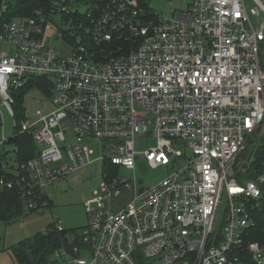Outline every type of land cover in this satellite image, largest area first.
<instances>
[{
  "label": "built area",
  "instance_id": "1",
  "mask_svg": "<svg viewBox=\"0 0 264 264\" xmlns=\"http://www.w3.org/2000/svg\"><path fill=\"white\" fill-rule=\"evenodd\" d=\"M31 76L53 81L19 123L38 154L18 165L12 152L0 186L42 212L47 185L101 170L87 224L54 218L67 240L54 263L264 264V237L250 239L264 173L236 168L264 126V0H189L167 18L138 0H54L0 25V111L15 116ZM139 137L155 144L137 151ZM142 157L173 170L151 185L120 176Z\"/></svg>",
  "mask_w": 264,
  "mask_h": 264
},
{
  "label": "rangeland",
  "instance_id": "2",
  "mask_svg": "<svg viewBox=\"0 0 264 264\" xmlns=\"http://www.w3.org/2000/svg\"><path fill=\"white\" fill-rule=\"evenodd\" d=\"M188 1L189 0H151L150 7L167 18L171 16L174 10L184 8ZM52 18L57 25L62 26L60 14L53 15ZM41 98L42 93L37 88H31L24 94L23 104L29 117L33 118L38 109H43V104L40 102ZM43 100L44 103H49V99L45 98ZM17 124L16 116H13L9 110L3 106L0 111V137L3 136V139L12 137L17 130ZM263 136L264 126L262 130L254 135L248 146L250 145L251 148L255 145H259ZM2 143L3 142H0V151L8 152L10 158L14 146L6 144L3 147ZM154 144V138L142 139L139 137L136 143V149L137 151H143ZM247 148L245 151H247ZM179 149L184 153L186 152V148L183 146ZM245 151L236 164L237 169H240L249 159L244 155ZM172 170L173 168L171 166L153 168L148 160L142 157L137 160L134 170L120 167L119 174L126 179H132L135 175L137 178L141 179L144 184L151 185L165 178ZM100 173L101 170L98 165H90L69 173L52 184L47 185L44 191L53 201L52 205L42 212L26 213L15 221L5 222L0 220V247L4 244L10 247L37 232H48L55 217H59L64 227L68 229H80L84 227L88 222L85 202L93 195L94 190L98 188L101 181Z\"/></svg>",
  "mask_w": 264,
  "mask_h": 264
},
{
  "label": "trees",
  "instance_id": "3",
  "mask_svg": "<svg viewBox=\"0 0 264 264\" xmlns=\"http://www.w3.org/2000/svg\"><path fill=\"white\" fill-rule=\"evenodd\" d=\"M138 1L142 7L147 9L151 8V0ZM53 2L54 0H0V25L14 18L30 17L36 9H44V11L49 12ZM31 88H37L42 94L50 96L53 90V81L48 76H31L22 87L12 91L15 98L14 111L18 123L16 126L17 130L12 137L4 139L2 145L3 147L6 144L14 146L13 152L16 155L18 165L26 163L29 159L38 154V146L32 134L19 132V123L26 118L23 96ZM8 155L9 153L5 151L2 152L0 157V179L12 178L11 173H8V171H5L2 167L3 160H9ZM244 155L249 159L247 163L243 164L241 167L246 168L247 176L253 178L256 174L264 173V136L259 145H255L251 148L249 145ZM239 178H242V176H239ZM52 204L53 201L51 200V205ZM25 214L24 199L20 191L17 188L0 186V220L11 222L18 220ZM256 216L257 233L255 236L250 237L251 240L259 239L258 236L264 237V205L262 212L258 213ZM66 243L65 233L56 231L53 222L48 232H37L11 245L8 249L13 252L18 264H54L52 253L55 249L60 248ZM142 264L146 263L143 262Z\"/></svg>",
  "mask_w": 264,
  "mask_h": 264
},
{
  "label": "crops",
  "instance_id": "4",
  "mask_svg": "<svg viewBox=\"0 0 264 264\" xmlns=\"http://www.w3.org/2000/svg\"><path fill=\"white\" fill-rule=\"evenodd\" d=\"M3 136L0 137V142H2ZM0 264H18L13 252L8 249L7 245L0 247ZM60 264V263H54Z\"/></svg>",
  "mask_w": 264,
  "mask_h": 264
}]
</instances>
